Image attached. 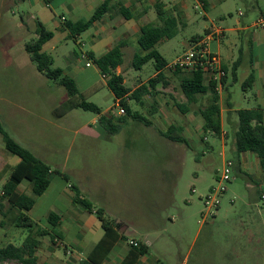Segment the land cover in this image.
<instances>
[{"label":"rangeland","instance_id":"1","mask_svg":"<svg viewBox=\"0 0 264 264\" xmlns=\"http://www.w3.org/2000/svg\"><path fill=\"white\" fill-rule=\"evenodd\" d=\"M177 1L170 2V9H175L176 14L180 11L176 8L180 7ZM195 2L188 0L191 4L188 22L180 26L178 35L157 46L169 62L183 56L196 43L193 38H203L210 51L216 53L221 49L223 56H227L232 41L230 33L219 44L216 38L207 40L206 32L219 27L231 28L232 23L241 19L236 3L229 9L232 15L226 14L223 18L220 9H209L206 13L195 10ZM237 4L246 11L244 1L238 0ZM41 6L45 8V4ZM53 10L56 15L64 12L56 6ZM33 12L29 2L0 0V124L5 131L53 170L70 176L82 196L105 210L107 219L129 227L128 231L132 232L129 237L149 236L152 260L159 259L164 264H182L184 260L186 264H264V200L256 193V178L239 172L241 156L238 160L233 150L230 129L224 145L219 137L202 130L198 140L188 141L186 158L175 157L159 133L167 129L163 126L157 130L146 129L127 116L121 118L107 80L92 62L91 68L86 66L89 60L83 54L90 52L88 35L92 30L80 37L82 45L79 46L68 32L49 26L47 29L55 33V38L43 50L54 58L53 68H62L69 76L74 68L81 69L76 78L82 98L121 125L116 134L105 125L96 130L99 124L92 122L99 121L100 115L83 109L69 110L67 90L39 72L26 51L27 43L35 38V20H29V13ZM235 53L238 56V50ZM138 54L142 55L143 51L137 40L130 41L121 68L125 85L132 90L140 80L148 82L155 72L152 63L141 69L133 66ZM168 74L172 90L169 102L173 107L187 103L181 89V78L186 74L171 69ZM242 91L241 85L231 91L232 102L238 104L236 108H246ZM198 97L191 105L193 109H201L211 100L204 94ZM151 103L149 97L146 106ZM131 106L146 118H153L137 102L131 101ZM234 117L238 119L237 113ZM7 159L12 164L19 158L6 150L0 133V161ZM229 160L236 162L233 180L226 184L227 192L220 198L215 219L210 218V224L201 225L204 199L211 189L218 188V180ZM6 173L2 172L3 178ZM59 188V185L52 187L35 210L25 214L44 227L48 221L43 217L53 212L51 208ZM80 206L76 205L77 211H82ZM60 210L68 218L70 206L66 204ZM18 215L17 211L6 218L0 215V246L17 243L21 234L24 239L30 233L29 228L16 226L14 220ZM154 215L157 221L151 220ZM157 222L160 225L152 227ZM65 234L80 238L72 232ZM46 239L50 241L49 237ZM133 240L138 241L128 238L123 246L129 248ZM93 242L94 239L90 240L84 256ZM64 251L61 247L57 249L62 259H65Z\"/></svg>","mask_w":264,"mask_h":264},{"label":"crops","instance_id":"2","mask_svg":"<svg viewBox=\"0 0 264 264\" xmlns=\"http://www.w3.org/2000/svg\"><path fill=\"white\" fill-rule=\"evenodd\" d=\"M21 1L29 2L31 8L34 9L33 12L34 14L29 13V20H35V24L36 22L39 21L43 23L46 28L51 26L56 31L68 32L62 29L63 23L66 20H70L73 23L88 20L93 15L95 10L105 0H21ZM237 1L238 0H196L195 2L196 4L194 7L195 10L202 9L203 12L205 13L208 12L209 9H220L222 12V17L225 18L226 14L232 15L230 14L229 9L232 8V5L236 3L237 13L238 16L241 18V19H237L234 23H232L233 25L231 28L219 27L206 32L207 40H212L213 38H216L218 39V42H220L219 44H221L224 38L227 37L226 33H230V36L232 37L230 48L229 47L227 48L226 57L223 56V52L221 49H218V52L216 53L213 52L220 58L223 67L227 68L228 70L225 84L223 83L222 88H220L218 91L215 89L220 98L223 133L219 138L221 139L223 145L225 144L226 139L230 137V132H229L230 127L234 128L236 126L237 120L235 119L234 114L237 113V111L244 109H248V110L259 109L264 112V0H241L246 3L245 12L241 8H239V4H237ZM120 2L123 3L124 6L132 12L133 14L132 19L126 20L124 16L119 12ZM170 2L171 0H163V3L165 4L166 16L178 17L180 21V26L185 25L188 22V10L191 8V4L187 3L188 0H178L177 5L180 7H176V8H179L180 11L179 13L176 14L175 9L174 10L170 9ZM42 4H45V8L41 6ZM112 5L113 6L111 12L108 15H106L102 20L95 22L93 26L88 31L85 32L88 33L90 32V30H92V32L89 33L88 35V41L91 45V49L90 52H88L87 56L89 60L88 62L90 63L92 62L93 64H95L94 61L89 58L90 53H93L95 58H100L106 55L109 51H111L116 45H118L122 41L127 42V45L123 50L125 51L126 49L129 48L130 41L135 42V40H137L138 42L141 28L143 26L148 24H155V25L161 24V21L159 20L158 13L155 8L156 5L155 0H113ZM55 6L60 9H63L64 12L61 15H56L53 10ZM82 35H80L77 39H75V41H77V44L79 46L82 45L80 41V37ZM54 38L52 40H54ZM194 39L196 38L192 39L193 42H195ZM197 39L198 41H202V40L206 41L203 38H197ZM168 40L169 39L160 41L156 45V49L157 46L167 42ZM235 50H238V56L236 55ZM239 58H241V67L237 71L236 77H234L231 74V69L234 63ZM167 62H168V66L162 71V73H164L165 75V79L158 84L156 90L153 91L152 95H146L143 98L142 104L138 103L140 108L145 113H147L149 116H153L152 118L153 120L150 118H146L144 114H141L139 111H135L133 108L132 109L134 112L140 113L149 122H151V125L148 126L142 122L136 121L137 124L140 125V127L142 126L145 127L146 129H152V130L161 129L162 126L167 130L172 126L180 127L182 129V133H183L182 135L187 140V143L174 142L170 139L163 137L160 133L161 131L159 133L162 136L161 138L165 140V143L168 142L166 143L167 150H170V153L172 155L174 154L175 157L180 156L181 158L182 157L186 158V155L189 150L188 141L191 142L193 141V139L198 140L201 131L202 130L204 131L203 129L204 121L201 116V110L204 107L201 109H193L191 104L189 105V111L187 113H181L176 105L175 107H173V105L169 102V98L171 97L170 93L172 90L170 85V75L168 74V71H169V66L175 61L173 62L167 61ZM92 63H91V67H92ZM149 63H152L155 69L154 63L153 62H149ZM81 72H82L81 69L74 68L72 70V76H70L76 81L77 85L78 82L76 77ZM98 72L101 74L99 68H98ZM117 72L122 75L124 74L122 73L121 67L117 69ZM251 74L254 75L253 85L251 88H247V87L244 88L243 85ZM64 75H68V74L64 72ZM157 75L158 72L155 69V72L151 78H154ZM103 78L107 80V85H108L109 78L105 76H103ZM124 83H126L125 77H124ZM147 83H148L147 81L140 80V83L133 90H136L140 86ZM205 83L207 85H210L209 83H207V81ZM160 84L161 87L159 86ZM239 85L242 86L243 94L241 95V97L242 99H244V104L246 108H236L238 104L235 101L232 102L233 96L231 91L235 90L236 87ZM204 95L206 96V98H209V100L211 99L210 97H208L209 95H211V93H207ZM149 97L152 98V103L149 104V106H146ZM131 101L132 100L129 101L130 104ZM116 106H118L117 99H116ZM105 114L106 113L101 110L99 121L96 120L92 122V124H99L96 130L100 128V125L102 126L104 125L100 120L101 117L106 116ZM119 114L121 115V118H124V116L131 118L128 115L125 114L122 115L120 111ZM109 120L111 121L112 124H116L115 120L111 116H109ZM118 125L120 124L118 123ZM91 130L96 131L93 130L92 128ZM19 163H20V158L14 161L12 164L8 162V159L5 161H0L1 187L9 180L11 171ZM235 166H236V162H234V167ZM5 171H7V173L6 176L3 178L2 172ZM56 171L57 170L52 169L51 178H50L51 183L49 188L44 193V195H42L41 197H39V199H37L35 206L29 212L35 210V207L39 205V200L40 201L43 200L47 192H49V190L52 187L59 185L60 188L57 192L58 195L57 197L54 198V202L51 208V211L53 212L50 213H55L60 216V221L58 224L59 226L57 228V231L61 234V238L56 239V243H54L49 235L43 237L39 236L38 232L40 231L44 230L51 232L49 228V224L47 222L46 225L42 227V225H40L39 223H37L35 220L32 219L36 223V225L31 229L29 228L30 233L26 236V238L23 239L21 234V237H18L17 239V243H13V245L20 247L25 243L28 237L32 236L38 240L36 256L38 258L39 264H81L82 262L88 259L89 255L95 249L97 244L102 240V238L105 235V231L103 229L102 222L98 219L97 215L94 212L93 213L89 212L88 210L84 209L82 206L74 202L76 194L73 190V186H77V185L72 182L71 177L69 176L70 180L67 181L64 179V177L60 176ZM242 171H244L246 176L248 177L254 176L256 178L257 181L255 184L256 193L258 194L259 199L262 200L261 195L264 193V171L261 168L260 159L251 152H246L242 154L239 163V172ZM18 192L21 194L24 193L30 195L31 193L30 183L28 181L22 182L18 187ZM193 192H195V190H193ZM82 197L85 198L84 196ZM66 204H68L71 209L68 212V218L66 217V214H63V212L60 210V208L65 207ZM76 205L82 207V211H77ZM72 209L74 211L73 214H72ZM50 213L47 212L43 218L46 217V219H48ZM154 217L155 215L151 217V220L157 221L156 217L155 218ZM210 222L211 221L208 220L206 222H203L201 225L208 223L210 224ZM118 223L121 224L120 222ZM121 225L122 227L119 230V233L122 236H124L127 240H120L116 244V246L112 249V251L110 252V254L107 256V258L104 260L102 264H113L115 261L117 262L116 264L120 263L130 249V247L127 248L123 246V243L125 242L127 243L128 238L138 240L136 242L139 243L140 242L145 243L148 247L151 246V242H149V236H144L141 238L136 236L129 237L128 234L130 233L132 234V232L128 231L129 227L124 226L123 224ZM159 225L160 223L157 222L154 223L152 227H158ZM63 226H66L65 230H63L62 228ZM66 232L67 233L72 232L75 235H80V238H73L70 236V234L68 235L65 234ZM47 237L50 238V241L46 239ZM89 239L91 241L94 239L95 242H93L90 249H88V251L86 252L87 255L84 256L83 251L87 249V245H89L90 242ZM57 242L59 244H57ZM59 246L65 250L64 251L65 259H62V257L58 256L57 249L60 248ZM1 247H5V246H1ZM68 251H71V254H68ZM139 264H164V263L161 262V260L159 259L152 260L150 256V252H148L140 260ZM182 264H186L185 260L182 262Z\"/></svg>","mask_w":264,"mask_h":264},{"label":"trees","instance_id":"3","mask_svg":"<svg viewBox=\"0 0 264 264\" xmlns=\"http://www.w3.org/2000/svg\"><path fill=\"white\" fill-rule=\"evenodd\" d=\"M155 1V8L161 24H148L141 28L138 43L143 54L135 56L133 66L136 69H141L149 62H153L158 72L156 77L151 78L147 84L140 86L136 90H132L125 85L123 75L117 72V69L123 65V50L127 45L125 41L120 42L111 51L100 58H95L93 53L89 54V58L94 61L96 66L100 69L101 74L109 78L108 87L115 98L120 101L121 106L125 110V115L148 126L151 125V122L140 113L134 112L129 101L132 100L142 104L143 98L146 95H152L158 84L165 79V75L162 71L168 66V62L156 49V45L162 40L175 38L180 31L179 18L166 16L163 0ZM112 2L113 0H105L86 21L73 23L70 20H66L63 23L62 29L68 31L72 39H77L80 35L88 31L95 22L102 20L111 12L113 6ZM119 12L126 20L133 18L132 12L121 2L119 3ZM35 35L36 37L27 43L26 51L30 55L31 60L37 65L39 72L44 74L47 78L57 81L67 90L70 97L68 102L69 110L83 109L100 115L101 109L97 105L85 101L80 94L76 81L72 77L64 75L62 68H53L54 58L44 52L43 48L54 38V32L49 31L43 23L38 21L36 22ZM194 41L197 42L198 39L196 38ZM240 67L241 58L234 63L231 69V74L234 77H236ZM223 68L228 74L227 68ZM177 73L182 74L181 71H177ZM226 79L227 77L223 81L224 84ZM253 82L254 75L251 74L244 83V88H251ZM181 89L187 99V103H178L176 105L181 113H187L189 111V105L196 103L199 95L211 93V100L208 105L201 110V116L204 121L203 129L206 133H212L220 137L223 133L221 105L219 95L215 90V85H207L203 74L201 72H195L191 76H182ZM237 117L236 126L234 128L230 127L233 139V150L238 156V160L240 156L246 152L255 154L260 159L261 168L264 171V112L259 109H244L237 111ZM100 121L111 129L112 134L117 133L121 128V125L112 124L107 115L101 117ZM0 133L4 137L6 150L20 158V163L11 171L9 180L0 188V215L6 218L12 212L17 211L19 215L17 219L14 220L16 226H23L31 229L36 223L26 215L25 212L31 211L37 199L44 195L49 188L52 168L39 159L33 152L15 141L5 131L1 124ZM160 133L163 137L174 142L187 143V140L182 135V129L180 127L172 126L167 131H161ZM232 162L234 163L235 161ZM56 172L64 177L65 180H70L68 175L59 171ZM25 181L30 183V195L18 192V187ZM73 190L76 194L74 202L81 205L89 212H94L102 222L105 231L102 240L97 244L88 259L81 264H102L120 240H127L119 233L122 225L107 219L105 210L95 207L92 202L83 198L77 186H73ZM47 221L51 232L43 230L38 232V235L42 237L49 235L52 241L56 243V239L61 238V234L57 231L60 216L55 213H50ZM2 224L4 223L2 222ZM37 247L38 240L32 236L28 237L25 243L20 247L13 244H9L5 247L0 246V264L15 261L21 264H39L36 256ZM148 252L149 247L145 243L140 242L138 246L130 245L129 251L118 264H139L140 260Z\"/></svg>","mask_w":264,"mask_h":264},{"label":"built area","instance_id":"4","mask_svg":"<svg viewBox=\"0 0 264 264\" xmlns=\"http://www.w3.org/2000/svg\"><path fill=\"white\" fill-rule=\"evenodd\" d=\"M83 57L88 59L86 54H83ZM86 66L91 67V63L88 62ZM169 69L174 72L181 71L187 76H191L195 72H201L205 82L207 81L210 85L214 84L217 91L222 88L223 81L227 77V73L223 68L220 58L210 51L208 42L203 40L194 43L183 56L179 57L169 66ZM118 107L120 108V113L122 115L125 114V110L121 106L119 100ZM95 126L96 125H94V127ZM233 167L234 163L232 161H227L225 163L221 178L218 180V188L211 189L210 194L205 197L204 222L216 216L221 204L220 198L227 192L226 184L233 180ZM262 198L264 200V194ZM130 243L134 246L139 245L136 241H131ZM68 254H71V251H68Z\"/></svg>","mask_w":264,"mask_h":264}]
</instances>
